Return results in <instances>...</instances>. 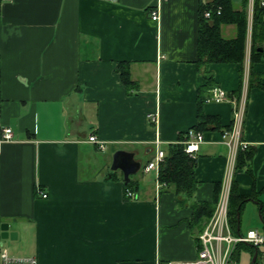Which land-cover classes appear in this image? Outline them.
<instances>
[{
	"label": "crops",
	"instance_id": "crops-1",
	"mask_svg": "<svg viewBox=\"0 0 264 264\" xmlns=\"http://www.w3.org/2000/svg\"><path fill=\"white\" fill-rule=\"evenodd\" d=\"M212 1L0 0V135L4 127L13 132L0 146V225L25 245L12 255H34L37 264L191 261L207 222L190 224L192 206H213L229 176L241 194L264 187V90L248 87V36L243 64L196 62L199 4ZM221 32L233 37L235 26ZM120 61L129 62L137 84L131 92ZM252 71L264 75V61ZM206 77L227 94L246 90L241 137L255 153L250 174L237 168V152L222 138L234 104L203 103L221 127L201 131L195 189L183 195L144 167L156 139L166 151L194 129ZM118 151L139 162L129 175L133 199L125 197L123 172L111 168Z\"/></svg>",
	"mask_w": 264,
	"mask_h": 264
},
{
	"label": "trees",
	"instance_id": "trees-1",
	"mask_svg": "<svg viewBox=\"0 0 264 264\" xmlns=\"http://www.w3.org/2000/svg\"><path fill=\"white\" fill-rule=\"evenodd\" d=\"M262 0H253L251 13V35H250V53H249V77L248 87H258L264 90L262 78L264 75L259 72L252 71V65L256 62L264 61V5ZM248 4L249 0H241L240 7L233 6L231 0H213L207 4H199L198 18V37H197V64L200 66L205 63H240L243 64L246 47V32L248 25ZM220 10L219 13L217 12ZM205 11L210 12L209 17H205ZM224 24H233L235 26V35L233 37H225L221 32V26ZM121 82L131 92L136 86V82L130 78L129 62L120 61L117 65ZM211 77H206V82L199 87L197 93V124L194 129L203 131L207 129H219L221 127L220 120L217 116L206 115L202 111V105L210 96ZM208 91L203 95V90ZM209 89V90H208ZM229 96L239 97L240 89L230 92ZM227 127L226 129H230ZM255 153V148L248 146L245 149H239L236 155V167L245 169L247 173H251L250 161ZM195 158L184 151V143L180 140L177 143L169 144L165 151V156L159 164L157 180L163 185L172 186L176 193L190 195L195 189L194 178ZM133 185V181L125 182V187L129 188ZM264 192V187L259 192L252 194H241L237 189L235 181L231 184L228 219L231 230L234 234L241 233L237 230L240 224L241 211L247 201L255 200L260 207V217L264 222V204L258 199L259 193ZM218 196V187L215 191V197L212 203L201 202L195 203L193 208V219L191 225H199L203 218H210L213 213ZM198 226V227H199ZM204 225L199 229L202 231ZM249 249L251 258L254 249L245 244L239 243L233 252V259L238 264L240 250ZM260 254L258 253L254 264H258ZM251 261V260H250Z\"/></svg>",
	"mask_w": 264,
	"mask_h": 264
},
{
	"label": "built area",
	"instance_id": "built-area-1",
	"mask_svg": "<svg viewBox=\"0 0 264 264\" xmlns=\"http://www.w3.org/2000/svg\"><path fill=\"white\" fill-rule=\"evenodd\" d=\"M261 3L264 5V0H262ZM252 4L253 0H249V18L246 32V36L249 38L248 53L250 50ZM219 11L220 10L218 9L217 12L219 13ZM150 16L153 20H157V11L152 10L150 12ZM204 16L209 17L210 12L205 11ZM207 101H229L234 104L231 128L222 132L223 142L228 146L232 155L239 149L247 148L249 143L241 137L244 108L246 104V90H241L239 97L235 98L233 96H229L219 86H213V88L210 89V96ZM149 118L151 122H155L154 114L149 115ZM12 139V129L10 127H4L0 135V146L1 143L11 141ZM88 139L89 141L97 144L99 149L103 150L105 148V143L99 141L96 136L91 135ZM202 139L203 135L201 131L192 128L187 130L185 138L182 140L184 143V151L194 157L193 154L197 150L198 144L202 141ZM160 143L161 141L156 139L155 145L157 149L155 154L144 167L145 171L154 170L156 177H158L159 164L165 156V151L159 147ZM231 183V178L229 176L228 180L223 183L212 215L207 220L202 231L198 235L199 248L197 251V257L191 261H176L170 262L169 264H236V260L233 259V252L239 243H245L253 249L255 247L257 249V255L259 253L260 256L264 257L263 229L261 231L257 229H249L245 234H234L231 230L228 219ZM41 196L45 198L47 194L41 192ZM125 197L133 199L136 197V194L129 188H125ZM0 264H37V259L34 255H12L7 248L2 247L0 249Z\"/></svg>",
	"mask_w": 264,
	"mask_h": 264
},
{
	"label": "rangeland",
	"instance_id": "rangeland-1",
	"mask_svg": "<svg viewBox=\"0 0 264 264\" xmlns=\"http://www.w3.org/2000/svg\"><path fill=\"white\" fill-rule=\"evenodd\" d=\"M259 199L264 202V192L260 194ZM249 229H257L259 231L262 230V221L259 215V207L253 201L246 202L245 207L242 209L240 216V232L242 234H245ZM0 242L3 243L2 245H0V247L7 248L9 252L14 251L15 248L16 250L19 249L20 252H25L24 243L19 244L20 242H18L17 240H12L10 238H1L0 236ZM13 246H15V248H13ZM250 260V248H242L239 252L238 264H250ZM258 264H264V257H259Z\"/></svg>",
	"mask_w": 264,
	"mask_h": 264
},
{
	"label": "water",
	"instance_id": "water-1",
	"mask_svg": "<svg viewBox=\"0 0 264 264\" xmlns=\"http://www.w3.org/2000/svg\"><path fill=\"white\" fill-rule=\"evenodd\" d=\"M111 168L113 170L120 169L123 172V178L124 181H129V175L134 173L139 168V162H136L132 159L131 154L118 151L113 155V162L111 165ZM253 202H256L255 200H252ZM261 205L259 204V212H260ZM0 236L1 238H10L12 239L15 234L13 232L8 231V224L2 223L0 225ZM237 230H239V225L237 227ZM257 258V249L254 247V253L251 258L250 264H254Z\"/></svg>",
	"mask_w": 264,
	"mask_h": 264
}]
</instances>
